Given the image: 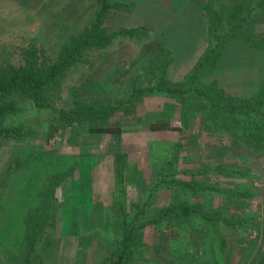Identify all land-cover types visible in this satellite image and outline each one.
Instances as JSON below:
<instances>
[{
  "label": "rangeland",
  "instance_id": "1",
  "mask_svg": "<svg viewBox=\"0 0 264 264\" xmlns=\"http://www.w3.org/2000/svg\"><path fill=\"white\" fill-rule=\"evenodd\" d=\"M123 1L133 6L109 13L107 46L90 49L86 62L67 71L60 92L53 95L58 109L70 108L75 98L107 105L125 97L134 82L154 83L149 63L158 55L162 37L148 27L135 38L113 35L122 27L132 28L138 17L134 0ZM97 2L0 0V66L20 65L23 49L33 46L41 60L55 59L70 34L93 21ZM187 9L192 12L195 6ZM163 15L159 24H166ZM18 95L23 110L6 121L25 124L30 136L0 137V264L24 263L20 254L29 249L32 219L40 205L46 219L35 245V264H106L122 238V203L128 220L137 216L142 223L148 221L137 234L140 243L130 264H264V151L208 132L203 113H187L165 95L144 97L136 114L119 109L104 120L89 114L73 125L61 123L56 110H38L22 89ZM149 112L166 115L172 128L150 130ZM104 125L121 132L91 131ZM175 144L179 152L174 166L170 159ZM119 153L127 154L122 177ZM201 163L248 174L226 177L210 171L206 177L196 169ZM174 170L179 180L207 181L218 189L194 191L178 182L155 186ZM56 175L58 182L51 184ZM50 200L53 205L47 207ZM172 203L199 206L213 215L219 231L200 215L161 214ZM9 250L18 257L8 252V258Z\"/></svg>",
  "mask_w": 264,
  "mask_h": 264
},
{
  "label": "trees",
  "instance_id": "2",
  "mask_svg": "<svg viewBox=\"0 0 264 264\" xmlns=\"http://www.w3.org/2000/svg\"><path fill=\"white\" fill-rule=\"evenodd\" d=\"M97 1V7L95 9L97 11L94 12L93 21L76 32L71 33L67 41L61 45L55 59L49 60L46 57L45 60H41L39 50L33 46L23 49L24 62L20 65L5 63L0 66V137L26 139L27 136H30L25 133V124L17 126L9 124L6 121L8 116L15 115L23 110V107H21V97L18 95L21 89L25 91L38 110L41 108L56 110L58 120L61 123L70 125H73L74 122L81 120L89 114L101 115V119L103 120L105 115L119 109L124 111L125 114H136L138 104L143 101L144 97L165 95L173 99L187 113H203L204 129L208 132L230 135L234 139L249 144L250 147L257 151H264V85H262L261 91L257 96L245 99L225 93L215 81L211 80L208 82L206 79L216 67L217 57L220 55L222 47L228 38L237 35L246 40H251V37L248 36L249 34H246L241 29L248 23V20H251L250 18L257 17H252V10L256 14V11H258V15L264 13V0H241L239 4L234 6V9H227L223 12L224 15H222L226 16V19H223V16L213 8L211 1L208 2L204 7L209 19V46L182 80L172 81L166 76L170 53L166 51L163 43L160 41V51H157L158 55H152V60L149 63V69L155 73L153 78L154 83L143 86L138 84V82H134L125 97L119 98L107 105L101 104L99 100L85 102L84 99L75 98L70 108L58 109L55 107L53 95L60 92L67 71L77 62H86V53L90 49H100L107 46L110 35L105 22L107 21L109 13L113 9H131L133 6L131 3L123 0ZM225 25L230 29L226 32L219 33V29L224 28ZM147 31L148 29L145 26L132 28L122 27L114 31L113 35H124L135 38L141 36L143 33H147ZM169 107L173 108L174 106ZM168 108L167 110L173 113V110ZM159 112L153 113L156 116L151 112L147 113L148 116L151 115L152 117V120L149 118L150 130L172 128L171 123L167 122L169 120L166 119V115H161ZM91 131L99 133H120L121 129L104 125L96 128L92 127ZM178 152V145L175 144L170 159L172 161L170 163L174 166L176 165L175 160ZM126 156V153H119L118 155V160L120 161V177H122V172L120 171L122 170V163L125 161ZM186 169H182V171L192 173L193 169ZM196 169L204 172L206 177L210 171L219 172L226 177L246 176L248 174L242 169H233L222 164L213 166L209 163H201L199 168L197 167ZM65 172H63L62 177L67 175ZM176 173L175 170L170 173L168 172L160 178L159 182H156L155 186L163 182H168V185L178 182L181 186L190 187L194 191L198 189L204 191L218 189L207 181L179 180L175 177ZM57 175L54 176L51 184L58 182L55 179ZM169 175L170 178H168ZM52 205L53 201L50 200L47 207H52ZM35 209L37 211L32 219L34 222L32 223V231L34 230V232L32 235L29 234L30 246L29 249L20 254L22 255V259L24 258L23 264H35V257H33L35 245L41 238L39 230L42 228L46 219L43 216L44 211L42 210V205ZM173 213L175 216L180 215L186 217L192 216V214L200 215L206 221L207 226L216 232L219 231V227L213 223V215L208 216L199 206L185 203H172L161 209V214L163 215L170 216ZM121 214L123 217L122 238L118 242V248L108 257L106 264H130L131 254L137 244L140 243V238L138 239L137 234L148 223V221L140 222L137 216V218L128 220L127 211L123 203L121 204ZM153 221L155 220H151L150 222ZM8 252H13L17 255L16 258L18 257L17 252L9 250L6 251L8 258L10 256Z\"/></svg>",
  "mask_w": 264,
  "mask_h": 264
},
{
  "label": "crops",
  "instance_id": "3",
  "mask_svg": "<svg viewBox=\"0 0 264 264\" xmlns=\"http://www.w3.org/2000/svg\"><path fill=\"white\" fill-rule=\"evenodd\" d=\"M197 1L144 0L137 4L134 0L138 17L133 27L145 26L159 32L164 48L170 53L166 75L169 80H182L209 46V19L204 6L211 1L213 8L224 15V11L234 9L241 0ZM188 4L195 6L192 12L187 9ZM256 12L252 10V17H257L250 18L241 29L251 40L237 35L228 38L217 57L216 67L206 78L238 98L255 97L264 85V13L258 15ZM162 14L167 19L166 24H159ZM229 29L225 25L219 31Z\"/></svg>",
  "mask_w": 264,
  "mask_h": 264
}]
</instances>
